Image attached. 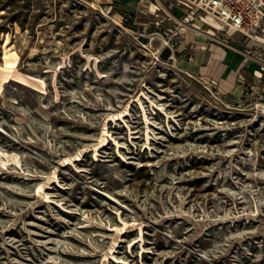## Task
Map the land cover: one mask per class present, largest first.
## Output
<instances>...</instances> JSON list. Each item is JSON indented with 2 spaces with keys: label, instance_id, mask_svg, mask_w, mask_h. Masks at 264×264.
<instances>
[{
  "label": "rangeland",
  "instance_id": "rangeland-1",
  "mask_svg": "<svg viewBox=\"0 0 264 264\" xmlns=\"http://www.w3.org/2000/svg\"><path fill=\"white\" fill-rule=\"evenodd\" d=\"M157 13L0 0V264H264V93Z\"/></svg>",
  "mask_w": 264,
  "mask_h": 264
},
{
  "label": "built area",
  "instance_id": "built-area-1",
  "mask_svg": "<svg viewBox=\"0 0 264 264\" xmlns=\"http://www.w3.org/2000/svg\"><path fill=\"white\" fill-rule=\"evenodd\" d=\"M139 3L147 5V13L153 18H148L137 33L140 35L155 34L157 30L150 31L151 27L159 29L162 19L158 18V11H167V21L172 27L168 28L172 37L179 36V28L182 24L191 28H196L203 33H210L211 37L217 34L224 35L230 39L231 33H239L244 40H253L264 44V0H138ZM153 8V9H152ZM176 10L179 17L174 22L171 21V11ZM197 22L198 24H196ZM204 27H206L204 30ZM173 42L169 45L174 51ZM168 46V47H169ZM242 53L256 60L261 70H264V51L258 48L244 47ZM189 61L193 57L189 56ZM238 82L240 87H248L245 96L252 98L253 95L264 93V88H260L257 83H246L244 78L239 75ZM207 90L213 95L221 94L218 92L215 82L210 81L206 85ZM255 106L258 111L264 113V102L256 100Z\"/></svg>",
  "mask_w": 264,
  "mask_h": 264
},
{
  "label": "crops",
  "instance_id": "crops-1",
  "mask_svg": "<svg viewBox=\"0 0 264 264\" xmlns=\"http://www.w3.org/2000/svg\"><path fill=\"white\" fill-rule=\"evenodd\" d=\"M96 5H106L109 9H122L133 14L147 9V5L139 3L138 0H93ZM133 5V6H131ZM163 18L167 21V11ZM171 21L179 17L176 10L171 11ZM198 24L197 22H195ZM206 27H204V30ZM203 34L204 38H199L197 33ZM179 34L182 35L186 43L194 44L195 50L190 53L193 61L184 62L188 73L196 76H207L208 80L215 82L217 90L222 95H234L239 92L240 85L237 84L238 76L241 75L245 81L257 83L260 88H264V70H261L259 63L242 53V48H258L264 51V44L253 40L234 41L232 38L235 33L229 34L230 39L221 35L211 37L210 33H203L196 28H179ZM218 37L217 40L214 39ZM211 38V42L209 41ZM181 52V51H180ZM260 98L264 99L262 95Z\"/></svg>",
  "mask_w": 264,
  "mask_h": 264
},
{
  "label": "water",
  "instance_id": "water-1",
  "mask_svg": "<svg viewBox=\"0 0 264 264\" xmlns=\"http://www.w3.org/2000/svg\"><path fill=\"white\" fill-rule=\"evenodd\" d=\"M171 54H172V51L170 49V47L168 46H165L161 49V51L159 52V58L162 60V61H168L171 59Z\"/></svg>",
  "mask_w": 264,
  "mask_h": 264
},
{
  "label": "bare ground",
  "instance_id": "bare-ground-1",
  "mask_svg": "<svg viewBox=\"0 0 264 264\" xmlns=\"http://www.w3.org/2000/svg\"><path fill=\"white\" fill-rule=\"evenodd\" d=\"M204 34H205V33H204ZM197 36H198L199 38H204L203 34H200L199 32L197 33Z\"/></svg>",
  "mask_w": 264,
  "mask_h": 264
}]
</instances>
